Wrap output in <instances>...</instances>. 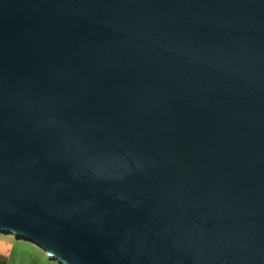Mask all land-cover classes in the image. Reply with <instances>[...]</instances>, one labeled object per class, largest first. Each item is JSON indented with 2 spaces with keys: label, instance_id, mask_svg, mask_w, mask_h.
Wrapping results in <instances>:
<instances>
[{
  "label": "water",
  "instance_id": "obj_1",
  "mask_svg": "<svg viewBox=\"0 0 264 264\" xmlns=\"http://www.w3.org/2000/svg\"><path fill=\"white\" fill-rule=\"evenodd\" d=\"M0 233L264 264V0H0Z\"/></svg>",
  "mask_w": 264,
  "mask_h": 264
},
{
  "label": "crops",
  "instance_id": "obj_2",
  "mask_svg": "<svg viewBox=\"0 0 264 264\" xmlns=\"http://www.w3.org/2000/svg\"><path fill=\"white\" fill-rule=\"evenodd\" d=\"M26 246L12 242L9 237H0V264H50L49 258L46 260L41 253Z\"/></svg>",
  "mask_w": 264,
  "mask_h": 264
},
{
  "label": "rangeland",
  "instance_id": "obj_3",
  "mask_svg": "<svg viewBox=\"0 0 264 264\" xmlns=\"http://www.w3.org/2000/svg\"><path fill=\"white\" fill-rule=\"evenodd\" d=\"M3 236L11 238L12 242H16V243H20V244H26L27 248L33 249V250L41 253L43 255V257L46 260H48L47 253L45 251H43L41 248H39L36 244L29 242V241L22 240V239L16 240V238L13 235L0 233V237H3ZM49 263L50 264H58L56 261H53V260H50Z\"/></svg>",
  "mask_w": 264,
  "mask_h": 264
}]
</instances>
